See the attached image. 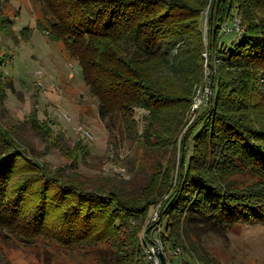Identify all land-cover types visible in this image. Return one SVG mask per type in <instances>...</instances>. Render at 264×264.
Returning <instances> with one entry per match:
<instances>
[{
	"label": "trees",
	"instance_id": "trees-1",
	"mask_svg": "<svg viewBox=\"0 0 264 264\" xmlns=\"http://www.w3.org/2000/svg\"><path fill=\"white\" fill-rule=\"evenodd\" d=\"M41 2L46 21L37 18V27L78 62L99 116L118 114L132 133L141 110L139 135L170 143L172 156L164 166L158 162L140 193L87 189L61 168L48 170L0 125L1 228L66 246L106 239L110 264H142L138 231L158 204L161 240L209 262L183 234L191 211L228 227L264 219V0ZM230 21L236 27L224 28ZM0 33L14 34L9 13L0 12ZM206 78L207 100L195 110ZM20 164L31 170L18 178ZM242 171L251 178L237 184L232 176ZM38 181L33 205L27 195Z\"/></svg>",
	"mask_w": 264,
	"mask_h": 264
},
{
	"label": "rangeland",
	"instance_id": "rangeland-1",
	"mask_svg": "<svg viewBox=\"0 0 264 264\" xmlns=\"http://www.w3.org/2000/svg\"><path fill=\"white\" fill-rule=\"evenodd\" d=\"M44 10L41 0H0V12L10 14L14 30L13 36L0 33L2 129L5 127L7 135H12L18 146L48 170L61 168L63 177H77L87 189L117 187L129 194L140 193L158 162L164 166L171 158V144L139 135L145 130L141 110L136 111L138 122L132 133L125 130L118 114L99 116L78 62L64 54L60 42L48 39L45 30L37 27V18L46 21ZM232 26L236 27L235 21L224 28L230 30ZM25 29L28 37L21 33ZM209 84L206 78L197 87L191 108L196 110L199 103L207 100ZM18 168L14 174L18 178L31 170L24 164ZM232 178L243 184L251 176L242 171ZM40 183L27 195L33 205V193ZM54 202L63 203L57 199ZM155 208L150 206L138 235L151 227L149 218ZM53 222L49 220L48 224ZM160 227L163 231L165 223ZM183 227L184 236L201 246L210 264H264V219L238 221L228 227L212 221L205 213L191 211ZM165 243L167 262L181 264L170 253V244ZM109 246L106 239L92 247L66 246L45 234H16L0 227V264H110ZM182 258L195 264L186 254Z\"/></svg>",
	"mask_w": 264,
	"mask_h": 264
},
{
	"label": "built area",
	"instance_id": "built-area-1",
	"mask_svg": "<svg viewBox=\"0 0 264 264\" xmlns=\"http://www.w3.org/2000/svg\"><path fill=\"white\" fill-rule=\"evenodd\" d=\"M155 211L150 216L149 220L152 221L150 223V228H144L142 233L139 235L142 254H143V262L142 264H161L160 257L162 256L164 263L170 264L167 262V245L164 241L161 240L159 233L161 231L160 224L156 220L158 218L159 207L158 204L155 205ZM148 226V225H147ZM170 253L173 256H177L179 258V262L181 264H189L184 258H182L185 254L180 245L171 246ZM193 258V257H192ZM195 264H210L201 259L193 258Z\"/></svg>",
	"mask_w": 264,
	"mask_h": 264
},
{
	"label": "water",
	"instance_id": "water-1",
	"mask_svg": "<svg viewBox=\"0 0 264 264\" xmlns=\"http://www.w3.org/2000/svg\"><path fill=\"white\" fill-rule=\"evenodd\" d=\"M162 258H163V257L161 256V257H160L161 264H163V263H164V260H163Z\"/></svg>",
	"mask_w": 264,
	"mask_h": 264
}]
</instances>
